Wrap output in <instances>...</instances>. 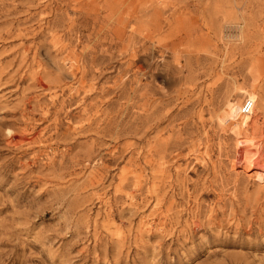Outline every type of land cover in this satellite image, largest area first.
<instances>
[{"label":"rangeland","instance_id":"rangeland-1","mask_svg":"<svg viewBox=\"0 0 264 264\" xmlns=\"http://www.w3.org/2000/svg\"><path fill=\"white\" fill-rule=\"evenodd\" d=\"M262 139L264 0H0V264H264Z\"/></svg>","mask_w":264,"mask_h":264},{"label":"bare ground","instance_id":"bare-ground-1","mask_svg":"<svg viewBox=\"0 0 264 264\" xmlns=\"http://www.w3.org/2000/svg\"><path fill=\"white\" fill-rule=\"evenodd\" d=\"M257 132V131H256ZM252 136L253 137H251L250 139H252V140H247V141H245L244 143H243V149L241 150L242 151V156H243V158H245L246 160H247V157L249 158V154H251L252 152L251 151H253L252 149H254V150H256L257 149V147H258V145L260 144L259 143V140L257 139V137L259 138V137H261V135H253L252 134ZM262 138V137H261ZM263 140V139H262ZM261 140V141H262ZM264 141V140H263ZM242 147V146H241ZM263 152V151H262ZM258 153V152H257ZM252 158V157H251ZM257 158V157H256ZM244 160V159H243ZM242 160V161H243ZM245 160V161H246ZM240 162V161H239ZM241 165V164H240ZM263 168V167H262ZM259 179V178H258ZM264 179V178H263Z\"/></svg>","mask_w":264,"mask_h":264},{"label":"built area","instance_id":"built-area-1","mask_svg":"<svg viewBox=\"0 0 264 264\" xmlns=\"http://www.w3.org/2000/svg\"><path fill=\"white\" fill-rule=\"evenodd\" d=\"M252 108H253V100L248 98L241 106V113L249 114Z\"/></svg>","mask_w":264,"mask_h":264}]
</instances>
